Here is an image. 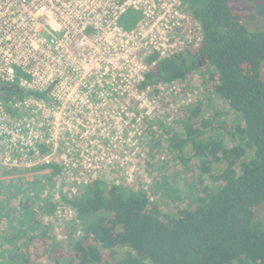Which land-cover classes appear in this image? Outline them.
Returning <instances> with one entry per match:
<instances>
[{
  "label": "trees",
  "instance_id": "obj_1",
  "mask_svg": "<svg viewBox=\"0 0 264 264\" xmlns=\"http://www.w3.org/2000/svg\"><path fill=\"white\" fill-rule=\"evenodd\" d=\"M180 1L199 23L202 39L166 58L147 54L138 88L157 92L160 85L182 82L203 68L214 81L215 95L236 116L228 129L218 120L222 113L213 110L204 117L197 101L181 119L180 132L159 124L174 160L194 161L201 192L196 204L168 215L144 191L102 179L90 180L74 194L57 190L62 168L53 159L32 170L0 167V264H32L33 254L43 259V245L56 251L44 220L52 221L58 207L74 213L76 236L68 252L56 251L52 264H264V223L254 220V210L264 203V29L246 28L228 0ZM259 17L264 18V3H256L250 14L251 20ZM26 95L0 81L4 103ZM34 95L46 98V93ZM225 132L235 139L230 146ZM43 170L49 173L18 175ZM156 187L172 201L179 199L164 177Z\"/></svg>",
  "mask_w": 264,
  "mask_h": 264
},
{
  "label": "built area",
  "instance_id": "obj_2",
  "mask_svg": "<svg viewBox=\"0 0 264 264\" xmlns=\"http://www.w3.org/2000/svg\"><path fill=\"white\" fill-rule=\"evenodd\" d=\"M111 1L0 0V81L27 94L9 105L0 100V167L32 170L53 159L69 177L68 191L76 193L96 179L97 167L87 143L82 160L73 157L71 129L90 125L87 113L108 110L107 95L120 103L119 96L137 91L139 83L131 81L141 82L147 70L139 62L141 50L166 58L202 39L199 23L180 0ZM128 10L140 19L124 30L116 21ZM107 31L115 42L105 39ZM124 48L125 57L118 55ZM117 79L127 83L121 87Z\"/></svg>",
  "mask_w": 264,
  "mask_h": 264
},
{
  "label": "rangeland",
  "instance_id": "obj_3",
  "mask_svg": "<svg viewBox=\"0 0 264 264\" xmlns=\"http://www.w3.org/2000/svg\"><path fill=\"white\" fill-rule=\"evenodd\" d=\"M108 3L111 4L112 1L108 0ZM228 3L231 10L241 13V22L246 28L249 30L264 29V18L250 19L254 5L264 3V0H254L252 3L245 0H228ZM111 12L112 9H109L110 14H112ZM112 17L109 21H113ZM139 19L138 13L128 10L116 22H119L117 25L124 30H130ZM105 39L115 42V37L109 31H107ZM117 48L119 46H116ZM113 49H115V43L108 47L105 53L106 58L110 59L114 56ZM100 52L104 55L102 49ZM117 53L124 57L127 54L125 48L118 50ZM145 56L146 51L141 50L139 53L141 64H144ZM128 65H123V69L127 68ZM261 76L264 80V66L261 69ZM140 79L141 77L136 81H131V83H134L136 87V84L140 83ZM116 81V85L121 87L127 83L125 81L120 82L118 79ZM213 87L214 81L206 77L205 69L199 68L182 82L160 85L157 92L151 88L141 90L137 86L136 92L134 89L119 96L121 98L119 99L120 103H116L113 96L107 95L108 110L87 113L86 115L91 121L90 125L86 126V123L83 122L84 127L79 126L71 129L74 140L73 157L81 161L82 146L87 143L88 147L92 148L90 163L97 167L94 178L134 191H144L148 195L149 201L157 204L162 213L170 215L173 209L195 205V197L201 192L194 161L191 160L183 165L174 160V155L167 148V137L160 129L159 124L163 123L174 131L180 132L182 128L180 126L181 119L187 114L188 108L199 101L203 103L202 115L204 117L211 116V111L217 110L223 114L218 120H224L226 128H233L236 116L215 95ZM208 99L209 101H207ZM114 104H117L116 108L113 107ZM83 135L86 137L84 138ZM69 136L66 133L63 134V137ZM223 139L227 146L235 141L226 132L223 134ZM48 173L49 170H43L24 172L18 175H47ZM161 177L165 178L169 187L174 188L179 193V199L175 202L165 195L161 187H156ZM58 179L60 182L56 189L67 190L70 184L69 177L62 174ZM204 183L210 184L207 179ZM73 220L74 213L64 207H58L52 221L45 218L44 221L51 225L50 235L57 246V252L64 254L70 250L71 241L76 236L73 231L75 228L72 225ZM254 220L264 223V203L254 210ZM56 251L49 249L48 245H43L42 250H40L43 259H36L33 254L31 257L32 264H52L55 259H58ZM64 258L66 257L59 259L64 262ZM112 262L113 260H109L110 264Z\"/></svg>",
  "mask_w": 264,
  "mask_h": 264
}]
</instances>
